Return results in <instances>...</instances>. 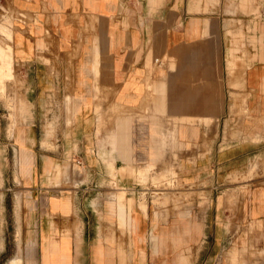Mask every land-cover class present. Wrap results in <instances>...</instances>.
<instances>
[{"label":"crops","instance_id":"obj_1","mask_svg":"<svg viewBox=\"0 0 264 264\" xmlns=\"http://www.w3.org/2000/svg\"><path fill=\"white\" fill-rule=\"evenodd\" d=\"M7 86V264H264V0H0Z\"/></svg>","mask_w":264,"mask_h":264},{"label":"rangeland","instance_id":"obj_2","mask_svg":"<svg viewBox=\"0 0 264 264\" xmlns=\"http://www.w3.org/2000/svg\"><path fill=\"white\" fill-rule=\"evenodd\" d=\"M2 31L10 37L8 32ZM5 65L7 78H10L12 76H10L11 59L9 56L5 60ZM11 91H14L13 86H7L8 95L5 108L8 112L6 121L7 131L9 132L0 134V241L3 245L2 251H0V264H7L10 258H16L20 254V236H16V231L22 224L20 198H16V189L20 187L13 181L16 157L13 149L14 135L11 131L15 121L20 122L23 119H15L14 111L30 109V105L26 101H21L18 96L15 99L13 95H9ZM44 145H47V143L44 142ZM130 172L132 173V171ZM156 185H160V183H156ZM182 190V187L176 181L173 169L170 173H162V208L165 210L166 217L174 216L175 210H180L182 197L185 198L186 205L191 204V194H182L180 193ZM140 206L145 209L144 201L140 203Z\"/></svg>","mask_w":264,"mask_h":264}]
</instances>
